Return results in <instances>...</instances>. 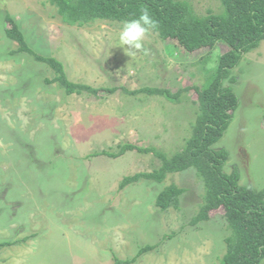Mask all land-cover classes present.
I'll use <instances>...</instances> for the list:
<instances>
[{
	"label": "rangeland",
	"instance_id": "1",
	"mask_svg": "<svg viewBox=\"0 0 264 264\" xmlns=\"http://www.w3.org/2000/svg\"><path fill=\"white\" fill-rule=\"evenodd\" d=\"M186 1L200 17L221 12L219 0ZM6 17L37 53L63 65L68 81L96 89L97 95H66L48 84L53 73L7 38ZM123 24L96 21L68 26L47 0H0V264H114L140 247L172 236L133 264H220L229 231L212 211L210 221L189 226L203 198L194 169L170 174L162 183L140 181L118 190L136 173L160 161L127 152L118 159L92 154L123 144L153 147L170 157L183 148L194 121L197 96L181 102L130 95L143 87L176 93L205 86L220 54L187 53L173 40L149 31L135 55L119 41ZM14 53V52H13ZM230 86L239 99L233 119L213 150L228 157L224 174L235 168L238 184L264 187V41L233 70ZM114 89L113 92L108 90ZM174 184L186 189L179 210L160 212L157 194ZM264 264V258L261 261Z\"/></svg>",
	"mask_w": 264,
	"mask_h": 264
},
{
	"label": "trees",
	"instance_id": "2",
	"mask_svg": "<svg viewBox=\"0 0 264 264\" xmlns=\"http://www.w3.org/2000/svg\"><path fill=\"white\" fill-rule=\"evenodd\" d=\"M56 9L57 16L68 26L82 27L96 21L116 22L138 19L147 9L157 26L149 31L165 40H173L187 53L202 49L213 50L218 43L227 50L219 55L213 68L207 70L210 80L205 86L188 87L176 93L165 89L143 87L124 92L130 95L146 94L160 96L173 103L181 102L184 92L193 90L197 99L194 121L190 124V135L182 149L170 157L153 147H137L123 144L117 151L101 152L109 159H118L127 152L151 154L160 161L158 168L149 173H136L121 180L118 190L140 181L162 183L170 174L194 169L203 183V198L196 212L189 219V226L197 227L210 221L212 211L222 210L219 218L229 235L224 238L225 253L220 264H261L264 258V187L256 190L238 184L239 173L235 168L230 174L223 173L228 157L224 149L213 150L233 119L239 105L238 96L226 85L234 84L233 70L243 57L264 41V0H219L221 12L198 16L186 1L181 0H47ZM10 27L5 29L8 39L18 47L11 54H25L35 62L45 65L53 73L48 84H57L66 95L86 93L97 95L89 86L72 83L65 75L63 65L53 57L35 52L27 43L18 25L9 17ZM113 92L114 89L108 90ZM264 125V114L262 117ZM186 189L174 184L163 188L156 196L154 206L160 212L179 210L180 197ZM172 236L162 237L153 245L140 247L130 259L114 258V264H133L136 260L158 248ZM1 242L0 250L13 245Z\"/></svg>",
	"mask_w": 264,
	"mask_h": 264
},
{
	"label": "clouds",
	"instance_id": "3",
	"mask_svg": "<svg viewBox=\"0 0 264 264\" xmlns=\"http://www.w3.org/2000/svg\"><path fill=\"white\" fill-rule=\"evenodd\" d=\"M157 26L147 9H144L138 19L125 21L119 32V41L125 47V52L135 55L137 50L143 48V41L150 29Z\"/></svg>",
	"mask_w": 264,
	"mask_h": 264
}]
</instances>
